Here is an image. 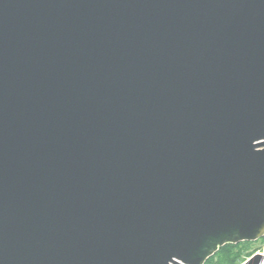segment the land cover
Here are the masks:
<instances>
[{
	"label": "water",
	"instance_id": "water-1",
	"mask_svg": "<svg viewBox=\"0 0 264 264\" xmlns=\"http://www.w3.org/2000/svg\"><path fill=\"white\" fill-rule=\"evenodd\" d=\"M263 239L264 0H0V264Z\"/></svg>",
	"mask_w": 264,
	"mask_h": 264
},
{
	"label": "trees",
	"instance_id": "trees-1",
	"mask_svg": "<svg viewBox=\"0 0 264 264\" xmlns=\"http://www.w3.org/2000/svg\"><path fill=\"white\" fill-rule=\"evenodd\" d=\"M264 242V239L261 240ZM249 243H240L237 245L228 244L220 248L219 251L210 258L205 264H237L238 253L236 250L241 247V245H248Z\"/></svg>",
	"mask_w": 264,
	"mask_h": 264
},
{
	"label": "rangeland",
	"instance_id": "rangeland-1",
	"mask_svg": "<svg viewBox=\"0 0 264 264\" xmlns=\"http://www.w3.org/2000/svg\"><path fill=\"white\" fill-rule=\"evenodd\" d=\"M262 244L263 242L260 240L255 243H249L248 245H241L235 252L236 254L238 253L239 257V259H237V264L246 262Z\"/></svg>",
	"mask_w": 264,
	"mask_h": 264
},
{
	"label": "built area",
	"instance_id": "built-area-1",
	"mask_svg": "<svg viewBox=\"0 0 264 264\" xmlns=\"http://www.w3.org/2000/svg\"><path fill=\"white\" fill-rule=\"evenodd\" d=\"M255 256H261L262 257V261L261 264H264V242L263 244L256 250V252L253 254L252 257H250L246 262H248L250 259H252ZM244 262V263H246ZM243 263V264H244Z\"/></svg>",
	"mask_w": 264,
	"mask_h": 264
}]
</instances>
